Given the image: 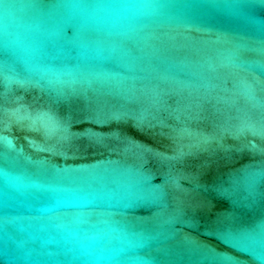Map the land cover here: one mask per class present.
I'll use <instances>...</instances> for the list:
<instances>
[{
	"label": "water",
	"instance_id": "95a60500",
	"mask_svg": "<svg viewBox=\"0 0 264 264\" xmlns=\"http://www.w3.org/2000/svg\"><path fill=\"white\" fill-rule=\"evenodd\" d=\"M262 115L264 0H0V264H264Z\"/></svg>",
	"mask_w": 264,
	"mask_h": 264
},
{
	"label": "snow or ice",
	"instance_id": "6c2138e0",
	"mask_svg": "<svg viewBox=\"0 0 264 264\" xmlns=\"http://www.w3.org/2000/svg\"><path fill=\"white\" fill-rule=\"evenodd\" d=\"M4 7L7 8L8 5L5 4ZM262 120H264V115H262ZM259 134L262 135V136H264V123L261 124V127L259 129ZM260 151L262 153H264V147L260 148ZM260 169L261 170H264V166H262ZM262 180H264V179H262ZM255 184H256V182L254 181L253 183H251L249 185L250 190H254ZM236 239H237V243H240L239 236H236ZM241 246H243V245L241 244ZM232 264H240V261L236 257H234L233 258V261H232Z\"/></svg>",
	"mask_w": 264,
	"mask_h": 264
}]
</instances>
